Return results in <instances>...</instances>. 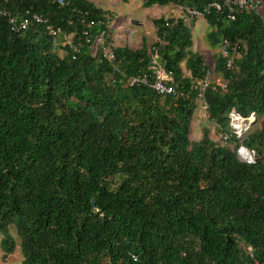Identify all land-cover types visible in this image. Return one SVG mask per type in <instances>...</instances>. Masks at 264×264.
Wrapping results in <instances>:
<instances>
[{"label": "trees", "instance_id": "obj_1", "mask_svg": "<svg viewBox=\"0 0 264 264\" xmlns=\"http://www.w3.org/2000/svg\"><path fill=\"white\" fill-rule=\"evenodd\" d=\"M222 1L141 4L201 10ZM0 6L47 22L13 33L0 18V249L6 255L13 250L12 226L21 264H264V17L258 9L238 12L234 21L212 11L203 16L204 42L215 50L225 40L233 64L226 68V58L214 57L212 72L225 89L204 90L206 119L222 134L230 108L254 114L259 127L243 144L256 152V163L247 165L232 140L216 143L206 129L189 140L198 101L190 86L209 68L192 51L182 19H153L159 43L150 48L142 40L138 49H112L128 77L145 72L156 48L176 92L159 96L110 83L111 67L91 48L101 33L110 44L111 16L92 2L0 0ZM64 37L68 44L60 47Z\"/></svg>", "mask_w": 264, "mask_h": 264}, {"label": "built area", "instance_id": "obj_2", "mask_svg": "<svg viewBox=\"0 0 264 264\" xmlns=\"http://www.w3.org/2000/svg\"><path fill=\"white\" fill-rule=\"evenodd\" d=\"M263 0H223L222 2H213L205 5L201 10H196L192 7L178 6L181 15L178 17L183 20L187 25L191 21L197 19H203V16L209 14L211 11L216 14H225L228 21H234L235 14L241 11L255 12L261 5ZM0 18H5L9 29L13 33L25 31L31 24H47L46 19L41 15L35 13L26 12L24 15L15 17L9 11L3 9L0 6ZM46 30L49 35L55 40L59 38L60 33L57 30L46 25ZM63 44H68L67 38H63ZM156 43L159 41L155 40ZM94 43H98L97 54L101 56V59L105 61L111 67L112 78L110 83H121V86L125 88L143 87L153 91L159 96L174 95L175 85L173 80V74L171 71L166 70L158 61V54L156 48L149 50V58L146 70L142 74L134 76H125L114 62V56L112 53V45L104 43V34L101 33L96 38ZM94 45V44H93ZM74 50V49H73ZM219 55L222 58H226L225 67H232V59L229 57V47L227 42L222 41L219 46ZM212 69L205 70L201 79L192 81L190 88L194 90L196 98L201 103L202 110L205 111L206 104L203 99L204 90L209 85H215L219 89L224 90L225 84L222 81L215 83L208 82V77L211 74ZM187 77H190L188 74ZM255 116L253 113L248 116H242L235 108H230L226 114L228 133H222L219 135L221 144L227 143L232 140V144L236 146V154L238 159L247 164L254 165L256 163V152L253 149L247 148L243 142L245 136L249 133L252 124L254 123ZM243 248V247H242ZM248 257L252 258V249L249 246L243 248ZM135 260V258H133Z\"/></svg>", "mask_w": 264, "mask_h": 264}, {"label": "rangeland", "instance_id": "obj_3", "mask_svg": "<svg viewBox=\"0 0 264 264\" xmlns=\"http://www.w3.org/2000/svg\"><path fill=\"white\" fill-rule=\"evenodd\" d=\"M94 5L100 7L102 10L108 12L111 16L109 22L110 30V45L112 47L126 46L129 49H138L141 46L142 40L145 41L147 48L155 42V31L151 23L153 19L159 17L164 18H178L181 13L177 5H168L165 7L153 6L150 8H143L141 0H88ZM257 13L264 17V0L258 8ZM198 20V19H197ZM201 24L193 28L192 34V50L200 54L204 58V62L209 69H213L214 57L219 55V48L210 49L204 42L203 35L206 31V24L203 19ZM191 21L188 27L191 28ZM59 41V40H58ZM64 44H59L63 47ZM98 43H94L91 48V55H97ZM57 54L63 55V50L58 49ZM183 68V67H182ZM187 77L189 73L183 71ZM221 81L219 76L214 72L208 77V82L215 83ZM258 124L254 123L251 131L258 129ZM203 129L212 131L209 133L210 138L214 142L220 143L219 135L221 134L216 126L206 119L204 110L201 108L200 101H196V109L190 123L189 140L191 142L198 141ZM221 144V143H220ZM8 234L13 243V250L10 254L6 255L0 249V264H21L22 256L19 249V238L15 232L14 227H9ZM1 240V235H0Z\"/></svg>", "mask_w": 264, "mask_h": 264}, {"label": "crops", "instance_id": "obj_4", "mask_svg": "<svg viewBox=\"0 0 264 264\" xmlns=\"http://www.w3.org/2000/svg\"><path fill=\"white\" fill-rule=\"evenodd\" d=\"M201 22H202V20H196L195 22H192L191 24V28H190V32L191 31H193V28H195V27H197L198 25H200L201 24ZM191 36H192V34H191ZM193 51V50H192ZM212 131H209V133H211ZM210 136V135H209Z\"/></svg>", "mask_w": 264, "mask_h": 264}]
</instances>
